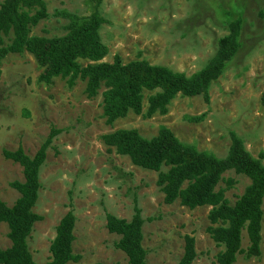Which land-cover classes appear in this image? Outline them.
<instances>
[{
	"label": "rangeland",
	"instance_id": "1",
	"mask_svg": "<svg viewBox=\"0 0 264 264\" xmlns=\"http://www.w3.org/2000/svg\"><path fill=\"white\" fill-rule=\"evenodd\" d=\"M45 2L50 18L32 29L33 36L66 35L69 22L56 17L57 11L81 17L92 13L87 0ZM100 13L107 21L100 30L109 49L107 63L115 56L124 64L144 59L191 77L208 65L237 20L242 21L239 50L211 85L209 103L203 96H178L165 116L145 119L130 113L113 126L103 117L104 88L98 97L88 99L86 83L80 80L72 89L61 79L47 86L39 82L41 69L32 55H9L0 77V200L12 207L20 195L10 185L24 181L23 168L6 160L3 150L22 147L33 158L55 128L61 133L47 150L34 208L42 220L29 239L36 264L50 261L57 227L70 210L76 217L73 251L81 261L69 264H128L126 255L115 247L121 238L107 230L106 215L131 221L135 206L144 220L147 264H180L185 236L196 241L193 264H218L224 248L208 233L211 207L191 210L179 202L167 205L157 184L159 173L133 165L101 137L135 129L152 139L166 127L182 143L225 158L234 133L264 165V0H103ZM80 64L85 67L91 62ZM224 177L237 181L226 193L234 205L251 181L234 172ZM262 209L264 213V203ZM8 233V226L0 224V249L10 248ZM243 243L247 248L246 232ZM261 249L260 259L240 256L235 264H264V216Z\"/></svg>",
	"mask_w": 264,
	"mask_h": 264
},
{
	"label": "trees",
	"instance_id": "2",
	"mask_svg": "<svg viewBox=\"0 0 264 264\" xmlns=\"http://www.w3.org/2000/svg\"><path fill=\"white\" fill-rule=\"evenodd\" d=\"M63 1V0H52ZM91 15L81 17L68 11H57L55 16L67 20L66 35L46 38L32 35V29L50 18L45 0H5L0 6V77L1 66L9 55H32L41 69L39 82L47 86L55 79L67 82L68 89L78 80L86 83L85 94L95 99L104 88L103 117L113 126L130 113L151 119L165 116L178 97L203 96L210 102L211 85L223 75L226 65L239 50L238 39L242 21L230 26L229 34L218 44V51L200 72L188 77L167 67L151 65L139 59L124 64L120 56L112 63L104 62L109 55L100 30L107 23L101 15L103 0H87ZM80 61H88L82 67ZM264 106V94L262 97ZM61 131L53 128L38 153L29 157L22 147L16 151L3 150L6 160L23 168L24 181H15L11 187L20 197L12 207L0 200V224L9 229L10 248L0 249V264H36L29 249V239L34 226L42 218L34 212L41 189L40 172L47 159V150ZM103 143L128 157L132 164L159 173L158 186L165 195V203L179 202L191 210L211 207L208 215V233L224 249L217 256L218 264H235L241 256L246 260L262 256V222L264 203V165L245 148L244 141L231 134V147L225 158L201 152L192 145L182 143L166 127H161L156 137L143 138L135 129H122L101 137ZM170 168L164 172L163 168ZM234 172L251 181L244 194L234 205L226 193L235 188L234 178L225 174ZM225 184L221 188V184ZM110 234L121 239L116 249L126 255L128 264H147L144 248L141 210L135 206L131 221L106 215ZM76 217L70 210L57 227L51 244V259L46 264H69L81 261L73 251ZM246 232L249 245L243 246ZM197 258L196 241L185 236L184 255L180 264H193Z\"/></svg>",
	"mask_w": 264,
	"mask_h": 264
}]
</instances>
